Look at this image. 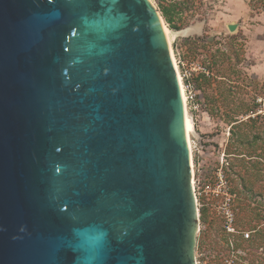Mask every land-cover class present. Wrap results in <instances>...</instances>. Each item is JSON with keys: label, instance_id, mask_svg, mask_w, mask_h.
<instances>
[{"label": "water", "instance_id": "95a60500", "mask_svg": "<svg viewBox=\"0 0 264 264\" xmlns=\"http://www.w3.org/2000/svg\"><path fill=\"white\" fill-rule=\"evenodd\" d=\"M161 21L149 0H0V264H194Z\"/></svg>", "mask_w": 264, "mask_h": 264}, {"label": "rangeland", "instance_id": "374dc122", "mask_svg": "<svg viewBox=\"0 0 264 264\" xmlns=\"http://www.w3.org/2000/svg\"><path fill=\"white\" fill-rule=\"evenodd\" d=\"M149 1L159 15L161 7L180 10L173 19L179 31L160 17L172 34L170 49L193 124V252L212 263L230 256L225 238H231L223 229L228 213L234 228L241 217L237 227L255 231L252 247L236 249L234 264H264V114H258L264 108V0ZM243 179L253 185V196L240 191Z\"/></svg>", "mask_w": 264, "mask_h": 264}, {"label": "trees", "instance_id": "16d2710c", "mask_svg": "<svg viewBox=\"0 0 264 264\" xmlns=\"http://www.w3.org/2000/svg\"><path fill=\"white\" fill-rule=\"evenodd\" d=\"M158 11H159V13H160V15H161V17H162V19H163V21H164V23L168 26V28L170 29V30H172V31H174V32H176V31H179V28H177V27H175V25H174V22H173V19H174V17L175 16H178L179 15V13H180V10L174 5V6H172V7H170V8H167V9H165V8H163V7H161V8H158ZM228 152V151H227ZM229 154H232V153H228V155ZM255 164L257 165V162H255ZM231 169V168H230ZM259 172H261V171H259ZM248 182V181H247ZM244 179H243V181L241 182V184H240V191H245V192H248V193H250L251 195H252V193H253V195H254V189H253V185L251 184V183H247ZM237 192V191H236ZM261 193H262V191H257V193H255V195H257V196H261ZM252 195V196H253ZM258 210H256V209H253V214H254V217H256V215H258L257 212ZM206 213H205V211L204 210H201V212H200V220H203V221H205L206 220ZM241 217H237V219H236V224H238V225H242V223L241 222H239ZM244 218V217H243ZM244 220V219H243ZM237 225V226H238ZM237 226H235V229H236V231H238L239 232V234L238 235H231L230 236V238L232 239V241H233V244H234V248L235 249H237V250H242L243 248L244 249H246V248H250V247H252L251 246V243H252V234H253V232H255L254 231V229H250V230H246V231H242L241 230V227H237ZM238 229H240V230H238ZM243 234H246V236H243ZM226 239V243L228 242V239L227 238H225ZM226 243H225V245H226ZM225 248H226V246H225ZM249 249H247V251H248ZM209 262L210 263H212L211 262V259H209ZM218 263V262H217Z\"/></svg>", "mask_w": 264, "mask_h": 264}, {"label": "built area", "instance_id": "2783aa9c", "mask_svg": "<svg viewBox=\"0 0 264 264\" xmlns=\"http://www.w3.org/2000/svg\"><path fill=\"white\" fill-rule=\"evenodd\" d=\"M262 101V100H260ZM259 101V102H260ZM264 105V104H263ZM264 114V108L262 111H260L258 114ZM194 185V183H193ZM193 191L195 192L194 188ZM234 221H233V216L232 214H226L225 216V220H224V224H223V229H224V234L226 236H231V235H238L239 232L235 230L234 225H233ZM243 236H246V234H243ZM226 249L228 250V254H230L229 257L223 258L222 261H219L218 263H210L208 260H203L204 256L201 253H194L193 256V261L194 264H234V254H240V251H236V249L234 248V244L232 239L228 240L227 245H226Z\"/></svg>", "mask_w": 264, "mask_h": 264}, {"label": "bare ground", "instance_id": "6f19581e", "mask_svg": "<svg viewBox=\"0 0 264 264\" xmlns=\"http://www.w3.org/2000/svg\"><path fill=\"white\" fill-rule=\"evenodd\" d=\"M161 26H162V30L165 36V39L167 41V45H168V49L171 55V59H172V63L174 65V69L176 72V76H177V80L179 83V88H180V95H181V99H182V105H183V116H184V132H185V137H186V142H187V146H188V151H189V159H190V169L192 168V164H191V157H192V145H191V141H190V133L192 131V121L190 119V117L188 116L187 112H186V102H185V96H184V92L182 89V85L180 82V77L178 75V71H177V67H176V63L174 61L171 49H170V43L172 40V34H170L169 30L166 28V26L164 25L163 21H161ZM192 171V170H191Z\"/></svg>", "mask_w": 264, "mask_h": 264}]
</instances>
